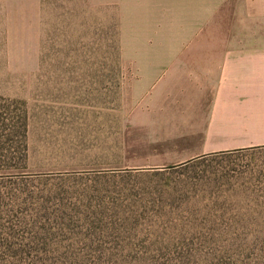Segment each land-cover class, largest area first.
Masks as SVG:
<instances>
[{
	"label": "rangeland",
	"instance_id": "obj_1",
	"mask_svg": "<svg viewBox=\"0 0 264 264\" xmlns=\"http://www.w3.org/2000/svg\"><path fill=\"white\" fill-rule=\"evenodd\" d=\"M121 6L0 0V264H264V124L190 128Z\"/></svg>",
	"mask_w": 264,
	"mask_h": 264
},
{
	"label": "crops",
	"instance_id": "obj_2",
	"mask_svg": "<svg viewBox=\"0 0 264 264\" xmlns=\"http://www.w3.org/2000/svg\"><path fill=\"white\" fill-rule=\"evenodd\" d=\"M118 1L164 11L165 24L179 28L164 38L166 48L133 57L156 99L203 117L205 125L190 128L210 136L225 125L264 124V0Z\"/></svg>",
	"mask_w": 264,
	"mask_h": 264
}]
</instances>
